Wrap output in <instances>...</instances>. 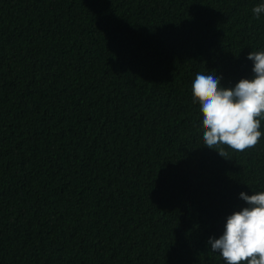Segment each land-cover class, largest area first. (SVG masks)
I'll return each mask as SVG.
<instances>
[{"label":"trees","instance_id":"trees-1","mask_svg":"<svg viewBox=\"0 0 264 264\" xmlns=\"http://www.w3.org/2000/svg\"><path fill=\"white\" fill-rule=\"evenodd\" d=\"M258 3L0 0V264H224L264 133L204 146L191 78L251 76Z\"/></svg>","mask_w":264,"mask_h":264},{"label":"clouds","instance_id":"clouds-1","mask_svg":"<svg viewBox=\"0 0 264 264\" xmlns=\"http://www.w3.org/2000/svg\"><path fill=\"white\" fill-rule=\"evenodd\" d=\"M252 13L258 19L264 15V0L253 6ZM247 59L252 62L251 76L229 86L222 85L220 73L203 62L192 74L202 138L210 149L227 145L243 151L256 145L264 133V48L248 52ZM238 195L244 205L226 216L222 232L210 236L207 245L224 264H264V190Z\"/></svg>","mask_w":264,"mask_h":264}]
</instances>
